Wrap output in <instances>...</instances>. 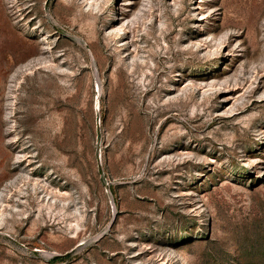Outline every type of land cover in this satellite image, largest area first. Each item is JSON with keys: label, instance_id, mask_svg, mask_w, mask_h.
Wrapping results in <instances>:
<instances>
[{"label": "rangeland", "instance_id": "1", "mask_svg": "<svg viewBox=\"0 0 264 264\" xmlns=\"http://www.w3.org/2000/svg\"><path fill=\"white\" fill-rule=\"evenodd\" d=\"M0 264H264V0H0Z\"/></svg>", "mask_w": 264, "mask_h": 264}, {"label": "trees", "instance_id": "2", "mask_svg": "<svg viewBox=\"0 0 264 264\" xmlns=\"http://www.w3.org/2000/svg\"><path fill=\"white\" fill-rule=\"evenodd\" d=\"M59 259V258H58Z\"/></svg>", "mask_w": 264, "mask_h": 264}]
</instances>
